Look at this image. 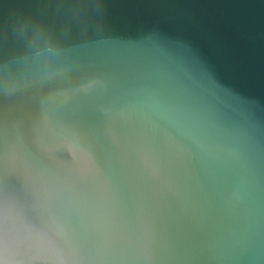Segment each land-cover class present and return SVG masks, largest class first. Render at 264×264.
I'll use <instances>...</instances> for the list:
<instances>
[{"label":"water","instance_id":"obj_1","mask_svg":"<svg viewBox=\"0 0 264 264\" xmlns=\"http://www.w3.org/2000/svg\"><path fill=\"white\" fill-rule=\"evenodd\" d=\"M21 18L67 71L0 82V264H264V0H0V69Z\"/></svg>","mask_w":264,"mask_h":264},{"label":"clouds","instance_id":"obj_2","mask_svg":"<svg viewBox=\"0 0 264 264\" xmlns=\"http://www.w3.org/2000/svg\"><path fill=\"white\" fill-rule=\"evenodd\" d=\"M15 27L22 44L20 54L0 69V82L6 91H15L18 86L32 80L40 83L67 71L61 63L63 50L59 40L41 21L21 18ZM63 95L62 92L53 93L51 98Z\"/></svg>","mask_w":264,"mask_h":264}]
</instances>
